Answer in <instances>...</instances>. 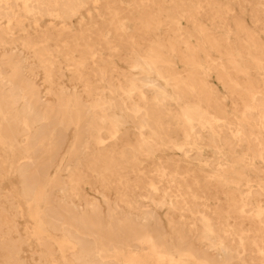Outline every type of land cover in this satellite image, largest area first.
<instances>
[{"label": "bare ground", "instance_id": "obj_1", "mask_svg": "<svg viewBox=\"0 0 264 264\" xmlns=\"http://www.w3.org/2000/svg\"><path fill=\"white\" fill-rule=\"evenodd\" d=\"M260 34L264 0H0V264H264Z\"/></svg>", "mask_w": 264, "mask_h": 264}, {"label": "rangeland", "instance_id": "obj_2", "mask_svg": "<svg viewBox=\"0 0 264 264\" xmlns=\"http://www.w3.org/2000/svg\"><path fill=\"white\" fill-rule=\"evenodd\" d=\"M123 1L127 2L128 0H123ZM128 17H132V15H128ZM201 17H202L203 22L205 24H207L208 21L203 16H201ZM246 21L249 22L248 17H246ZM182 24H183V26H188V25H186L185 20H182ZM135 25H137V24H135L133 22H128L127 23V27L129 28V31L134 32L133 29H134ZM249 25H250V23H249ZM158 33H159L161 39H166L168 36L172 35V32H171L169 26H166V25L161 26V30ZM260 37H262L264 39V34H260ZM152 38H154L153 34H150L149 36H147L146 37L147 42H148L149 39H152ZM190 40H191V42H194L195 41V37H192ZM178 49H179L178 51H180V50H183L184 48L183 47H179ZM123 50H124V48H123ZM100 52H101V55H100L101 58H103V59L109 58L107 50L101 49ZM212 55L214 56L212 58L213 59L212 63L213 64L219 63L220 60L218 58H216L217 56L215 54H212ZM122 57L123 56L115 55V56H112L111 58L114 60L115 65H116V67H117L119 72H127L128 67H127L125 62L121 61ZM169 57L171 59H173V60H178V59H182L183 58V57H180L179 55H170ZM95 58H98V56H94V59ZM174 64H175V67L177 68L176 70H178L180 72V74H185L186 73V72H184V70L186 69L185 65H183L180 62H175ZM215 72H216V70L212 69L209 72V74H208L209 75L208 79H210L211 85L217 90L219 96L223 99L224 103L226 104L225 107L229 109L230 108V100H236V98H235V96H231L230 94H229L230 95L229 96L228 93L226 92V91H229V90H226L225 88L221 87L219 82L215 79ZM231 74H233V73H231ZM251 74H252V76L254 75L253 72H251ZM14 181H15L14 177H10L9 180L2 181V183H0L1 191L3 193L6 192V190L8 189L9 184L14 182ZM84 191L89 196L94 195V192L90 189L89 186H85L84 187ZM107 195L110 198V200L112 201L113 198H114V194H112V192H111V193H108ZM159 213H160V216H162L163 210H161ZM21 219L19 220V222L21 223L20 227L23 226V223H22L23 219L22 220ZM162 221H164L163 218H162ZM164 224H165V222H164ZM30 245L32 247H35V242L31 240L30 241ZM24 249H26V247H24ZM24 254H27V251H24Z\"/></svg>", "mask_w": 264, "mask_h": 264}]
</instances>
